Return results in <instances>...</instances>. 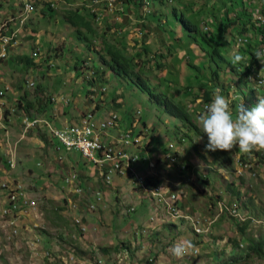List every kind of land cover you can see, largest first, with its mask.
<instances>
[{"label": "rangeland", "instance_id": "obj_1", "mask_svg": "<svg viewBox=\"0 0 264 264\" xmlns=\"http://www.w3.org/2000/svg\"><path fill=\"white\" fill-rule=\"evenodd\" d=\"M23 1L0 0V21L15 15L20 16ZM34 1L36 14H32L24 30H20L21 36L10 48L9 58L0 62V90L9 87L4 96L7 105L4 108L3 120L0 122L5 123L4 119L9 120L8 123L14 121L13 125L10 123L7 127L9 135H15L13 141L16 142L23 136L22 120L26 115L49 120L53 127L62 128L78 123L88 112H95L98 116L117 113L122 118L120 120L122 130L125 131L127 127L132 131L133 138L140 136L143 145L150 144L151 149L164 154L161 150L162 145L169 147L172 153L182 155V159L174 166L166 167L159 164L154 170L160 172L156 181L160 180L168 189L178 193L181 198L180 204L184 206L183 214L187 216L195 211L198 217L215 215L223 197L214 192L228 189V185H232L233 180L221 176L226 173L225 170L211 167L214 158L217 155L216 160L220 159L219 162L223 164L228 174L233 176L237 163L233 158L243 154L236 149L231 152L218 151V154L217 151L206 152L207 136L201 132L198 118L211 103H207L204 99L208 91L211 99L217 93L225 96L234 115L237 105L243 103L245 108L250 109L258 103V96L264 97V86L258 87L257 82V76L264 79V70H262L264 65L260 61L257 65V75L253 76L256 80L248 79V83L240 80V75L230 64V56L234 52L245 57L241 65H236L238 71H242L249 64L247 50L249 45H238L241 35L248 36L252 51L264 50V36L263 40L260 38L258 40L256 31L247 20L250 14H253L254 22L259 16L264 18V0H241L237 4L227 0H172L171 2L132 0L125 9L127 14L125 17L109 15L112 12L105 10L103 6L92 12V9L88 10L91 0L57 1L55 7H51L53 10L47 9L48 4L44 1ZM147 1L151 4L149 8L151 13L144 16L143 6ZM173 8L185 12L188 16H197L195 23L201 31L207 32L212 29L211 24L214 20L221 23L223 14L227 13L230 18H234L237 11L245 9V19L236 25L239 32L245 29V33H237L236 28L235 31L228 30L224 54L227 63L220 60L216 64L212 63L209 56L205 55L197 44L198 42H188L185 30L181 26L176 25L175 28V25H171ZM42 10L46 11L43 13ZM76 11L84 13L88 19L93 15L90 20L95 35H91L84 28L78 31L79 28L72 27L68 23L67 16L70 12ZM259 21L257 25L262 24L264 29V20ZM244 22L247 23L246 27L241 25ZM16 26L13 24L14 28ZM124 29L129 32L128 35L120 34ZM137 30L142 31L143 36L141 33H136ZM105 33L108 39L115 40L118 37L122 43L121 47L126 49L125 53L133 57L135 66L131 76L134 79L140 77L148 80L155 93L163 90L174 104L185 102L190 112L194 114L192 119L198 131L194 127L188 129L181 120L170 118L162 106H158L147 94L139 91L137 83L129 86L113 78L96 54L105 43L103 39ZM85 36L92 41L90 48L87 47ZM145 47L149 48L146 54H144ZM38 50L39 55L34 57ZM20 56L30 58L33 56L35 67H27L26 64L21 63L16 59ZM154 56L156 60L150 61ZM88 61H90L89 67L83 65L87 70L82 69V64ZM190 63L202 70L194 71L192 69L194 66ZM159 64L163 65L161 70ZM95 65L100 68L98 75ZM213 69L219 71L218 79L213 75ZM103 71L106 73L105 79L100 78ZM194 76L199 79L196 78L195 82L193 79L192 89L187 91L189 79ZM28 80L34 81L35 86L28 87ZM102 80L105 82L102 83ZM195 95L198 99L193 103L192 99ZM48 99L51 100L49 105ZM19 101L24 108L27 101L36 104L40 102L43 108L37 106L28 113L18 108ZM44 106H47L46 110ZM44 116L49 119H44ZM1 127L0 124V133L3 132ZM37 131L32 128L21 139L16 147L19 156L16 168L13 170V175L7 179L3 170H9L10 167L6 156L0 154V179H12L18 184L26 185L32 194L30 196L38 202L36 212H26L25 216L17 221L20 228L17 238L7 240L0 228V264H224L238 259L237 264H264V258L245 256L248 249L246 245L251 241L253 243L262 241L264 230L254 226L248 233V228L243 224H236L227 219L229 222L226 221L221 228L217 227L216 233L220 234L222 230L224 235L223 231L226 233L229 231V236L241 240L243 235L237 237L235 232L241 233L240 229H245L244 235L248 241L243 240L245 245L239 250L244 254L245 259L241 261V257L233 252L232 247L217 255L218 249L212 244L205 242L197 246L190 231L183 232L173 227L166 229L165 225L177 221L175 216H169L163 208L155 212L151 198L145 192L135 190L134 185L127 178H121L123 181L117 188L119 191L112 188L108 192L105 191L96 170H90L91 167H88L89 177L86 173H83L85 177L81 175V171H87V159L77 151L67 152L61 148L60 142L47 132ZM39 134L46 135L48 142L42 141ZM12 148L14 143L12 145L10 143L9 147L5 146L8 152H11ZM132 152L137 153L136 150ZM252 154L253 152L244 155L246 159L252 160ZM188 162L192 169L187 167ZM180 163L185 166L182 172L188 171L187 173H179ZM135 168L142 174L150 171L148 162L136 164ZM255 171V178L244 174V181H241L240 177L236 185L231 188L232 191L240 192L239 196L231 193V205L236 207L243 193L246 191L250 194L251 191L254 197L248 198V210L264 218V167H256ZM72 172L80 175L82 179L80 183L85 188L101 190V200L82 201L79 208L70 207L66 199L68 188L65 177ZM261 177L263 180L260 183L258 180ZM113 178L115 182L116 177ZM89 179L93 180L94 184H91ZM256 181L257 184L253 185ZM225 198L228 200L229 195L227 194ZM91 203L95 206L94 210L88 209ZM132 206L135 209L141 207L142 209L137 213H130L128 210ZM80 216L84 225L83 228L77 229L75 223ZM142 230L145 232H141ZM254 231L256 232L253 234ZM157 232L158 240L154 241ZM258 233L261 237H258ZM38 238L41 239L39 245L34 240ZM223 240L227 241V238ZM188 242L191 246L187 247L183 258L178 259L171 254L174 244ZM117 246L126 247L119 252L123 254L126 251L128 255L125 258L115 253L114 248ZM100 247L109 248L110 254L99 251ZM129 247L131 250H127ZM153 248L154 251L151 252ZM47 249H51L50 252L53 254L49 259L43 255ZM194 250L198 253H193ZM73 253L78 256L75 257ZM156 253L160 255L156 257Z\"/></svg>", "mask_w": 264, "mask_h": 264}, {"label": "built area", "instance_id": "obj_2", "mask_svg": "<svg viewBox=\"0 0 264 264\" xmlns=\"http://www.w3.org/2000/svg\"><path fill=\"white\" fill-rule=\"evenodd\" d=\"M92 2V12H96L97 9L95 6L102 2L107 3L110 10L113 11L117 6L118 0H92ZM35 10L36 8L34 3L32 1L25 0L20 16L15 15L14 17L0 21V62L9 58L10 48L15 45V42L20 36V30L23 29ZM13 24H16L17 27L14 28ZM249 43L250 40L248 36H241L238 40V45H248ZM34 55L38 56L39 51H37ZM86 65L89 66L90 61L87 62ZM254 75H257L256 70L249 79L256 80L253 78ZM257 77L258 85L264 86V84L261 83L262 79H260L259 76ZM27 85L28 87H34L35 82L28 80ZM7 90H9V87H5L4 90H0L1 116H3L4 108L7 105L4 98ZM62 101H64V99H62ZM120 120L121 117L115 113L98 116L95 112H88L84 114L81 120H79L76 124L62 128H55L47 120L26 115L22 120L23 136L21 139L24 138V135L30 129L46 125L49 128L50 135L60 142L61 148H64L67 152L77 151L85 159H87V163L99 174L98 177L101 179L105 188L110 189L115 185L113 176L117 178H127L130 183L134 185L136 190L145 192V194L151 198V201L154 204L155 212H159V210L163 208L169 216H175V218L182 217L181 210L178 205L180 200L178 193L172 192L162 183L155 186L151 185L148 181L151 176L156 177L159 175L160 172L154 170L159 164L165 165L166 167L174 166L175 163H177L176 157L172 153L160 154L154 150L151 151L150 144L143 145L140 136L133 138L131 130L126 129L123 131L120 127ZM111 132L115 134L113 141H109L107 139ZM21 139L19 138V140L13 142L14 148H12L9 160L7 161L11 170L16 168L18 162L19 156L17 154L16 147L21 142ZM5 140L9 145L12 142L11 136L8 132H5ZM138 147H142L143 153L145 154V160L148 161L150 171L147 174L139 173L135 168V165L142 159L139 154L132 152V150H137ZM58 149L60 148L58 147ZM234 149L238 150V147ZM252 157V160L246 159L244 154H238V159L233 158V161L237 162L236 167H239L238 169L235 167L233 172L236 178H243L244 174H248L250 177L255 178L256 167H264V152L261 153L253 151ZM182 170H185L184 165H182ZM80 180L79 175L75 172H72L70 175L65 177V184L68 188L66 199L69 202V206L72 208H79L78 206L82 201L92 202L93 199L100 201L102 197L101 190H95L91 187L85 188L80 183ZM92 193L95 195H91ZM246 193L248 192L245 191L243 195L245 196ZM30 195L32 194H30L26 185L18 184L12 179H0V205H3V207H0V228L7 240L11 241L19 236L20 228L17 221L20 220L22 216H25L24 214L26 212L37 211L38 202ZM70 195L75 196V198H72ZM88 209L94 210V204L91 203ZM77 211L79 212V210ZM128 211L130 213L135 212V207H130ZM90 212L92 213L93 211ZM215 217V219L205 221L191 216H187L185 218L190 220L192 226L199 234H209L211 232L212 224L223 217H232L240 224L247 222L251 218L246 211H241L239 203L236 207L220 203L219 212ZM75 224L77 229L83 228L84 223L81 216L79 220H76ZM142 232L144 233L145 231L143 230ZM34 240L37 245L41 244L40 238H38V240ZM226 242L227 241L224 240L221 243L225 244ZM43 255L47 259L53 256L50 251H44ZM118 255L125 258L128 253L125 251L123 254L119 253Z\"/></svg>", "mask_w": 264, "mask_h": 264}, {"label": "trees", "instance_id": "obj_3", "mask_svg": "<svg viewBox=\"0 0 264 264\" xmlns=\"http://www.w3.org/2000/svg\"><path fill=\"white\" fill-rule=\"evenodd\" d=\"M63 1H65V0H63ZM124 1H125V3L128 4V2H131L132 0H124ZM227 1H230V3H232V4H237V3L241 2V0H227ZM47 9H50L49 4L47 6ZM50 10H53V9L51 8ZM45 11L46 10H42L43 13ZM244 11H245V9L237 11V14L234 18H230V16H228L227 13L223 14V18L221 20V23H219L217 20H214L211 24L212 29L209 32H207V31H201L199 26L197 25V23H195L197 16L196 17H195V15L194 16H188L185 12H181V11H178L176 8H173L171 25L172 26L175 25V28H176V25L181 26L185 30V36L188 39V42H190V41H192V43L198 42L197 44H199V46L205 52V55L209 56V59L211 60L212 63L216 64V63H218V60L227 63L226 58L224 56L226 46H227L226 45L227 33H228L229 29L231 31L236 30L237 33H241V34L245 33V29L243 32H239V29L236 26L237 24H239L241 22V20L245 19ZM180 13H181V15H180ZM84 15L85 14L81 13L80 11L70 12L69 15L67 16V21L72 27L79 28L78 31H80V28H84V29H86L87 32H90L91 35H95L96 32H95V30L93 28V24L90 20V17L91 16L93 17V15H90L89 19ZM252 18H253V14H250L247 18V20L251 22V24H249V25H251L252 29L256 31L257 39L259 40V38H260L261 40H263L262 39L264 36L263 26H262V24L260 26L257 25L258 21L255 20V22H254V21H252ZM207 25H209V24H207ZM241 25L246 27L247 23L244 22V23H241ZM79 33H81V32H79ZM241 36H244V35H241ZM19 37H18V39H19ZM84 38H85V41L88 42L87 47L90 48L92 41L88 38V36H85ZM103 39L105 40V43L103 44L102 49L100 51H98L96 54L99 56L100 60L102 61V65H104L105 68L108 70V72L112 74L113 78H117L121 82H125L129 86H132L134 83L135 84L137 83L139 91L141 93L147 94L150 97V99H152L153 102L156 103L158 106H162L164 108L165 113L167 115H169L170 118H174L177 121L181 120L184 124H186L188 129H190L191 127H194L198 131V127L195 126L194 120L192 119L194 114H192L190 112V110L188 109L185 102L184 103L179 102L178 104H174L173 100H170L165 95V92L163 90H161V92H159V93H155L153 90V86L150 85L148 80H145V79L140 78V77H138L137 79H134L131 76V73H133L134 66H135L134 59L132 56H129L125 53L126 49L121 47L122 43L118 39V37L115 38V40L114 39H108L106 37V33H105L103 35ZM239 46H244V45H239ZM250 48H251V44H249V46L247 47L248 54H249V64L242 70L243 72L241 70L238 71L236 69V66H233L232 63L228 62L231 64L232 69L240 75V80L241 81L243 80V83H248V79L252 75V69L254 68V66H256V68L258 70L257 65L259 63V60H257L256 57L253 55V53L255 51H258V50L252 51ZM148 51H149V48L145 47L144 48V54L148 53ZM259 51H261V49ZM33 56L36 57L35 55H33ZM33 56H31V58L29 56H20V57H16V59H18L21 63L26 64L27 67H35V65H36L35 64V58ZM139 56H143V54H139ZM151 60H156L155 56L152 57L150 59V61ZM83 65L86 66V64L85 63L82 64V69L87 70V68H85ZM191 65L194 66L192 68V69H194V71L198 70V72H199L202 70L201 68L195 67L194 64H191ZM159 67H160L159 69L161 70L163 68V65L159 64ZM95 68L97 70L96 73L98 75L100 68L96 65H95ZM101 69H102V67H101ZM212 73L215 76V78L218 79L219 71H216L215 69H213ZM105 75H106L105 71L101 72L100 78L105 79L106 78ZM196 78L199 79V77H197V76H194V77H192V79H189L190 83H188V86H186L187 91H190L192 89L191 81L194 79V82H195ZM103 82H105V81L102 80V83ZM223 91H225V90L223 89ZM205 94H206L204 96L205 101L207 103L211 102L212 99L210 96V92L208 91ZM197 99H198V97L195 95V97H193V99H192V102L193 103L196 102ZM47 102L49 105L51 100L48 99ZM37 106L43 108V105L40 104V102L38 104H36V103L30 102V101H27V104L24 108V105L22 104V102L19 101L18 108H20L24 111H27L28 113H31L30 111L36 109ZM47 106H44L45 110H46ZM6 114L8 115V111H6ZM115 114H117V113H115ZM43 118L49 119V117H46V116H44ZM34 130H36V132H38L37 130H39L40 132L41 131L47 132L50 135L49 128L46 125L37 126L34 128ZM40 137H41L42 141L48 142V138L46 135H40ZM59 145L61 146V144H59ZM154 145L156 146V143H154ZM161 148H162L161 149L162 153H164V154H167V152L172 153V151L169 150L168 147H164L161 145ZM218 151L219 150H217L216 154H218ZM136 152H137V154H139L142 157V159L137 164H141V163L144 164L145 162H148L147 160H145V154L143 153L142 147H138ZM262 152H264V151H261V153ZM172 154H174V156L176 157V161H180L182 159L181 154L176 153V152L172 153ZM214 159H215V163H218V164L221 163V162H219L220 159L216 160L217 155L215 156ZM263 160H264V157H263ZM175 164H177V163H175ZM187 167L192 169L189 162L187 163ZM186 172H188V171H185L184 173H186ZM228 177L229 176H225L224 178H228ZM150 178L151 179H149L148 181L151 183V185H155V186L160 185V183L157 182L154 179V177L151 176ZM241 181H244V178H241ZM154 182H157V183H154ZM231 191H232V189H231ZM232 192L235 195H240V192L238 190H235ZM242 197H244V195H242ZM180 207L184 210V206L182 204L180 205ZM137 212H139V208H136L135 212H133V213H137ZM226 220H227V217L220 218L218 221H216L214 224H212L213 225L212 230L216 229L219 226L222 227V225L226 223ZM232 221L234 222V220H232ZM190 223L191 222L188 219L184 222L179 220L178 224H176V221H175L171 225H165V227H166V229H172V227H173L174 229H178L179 231H183V232L187 231V230L191 231V227L189 226ZM244 226H245V228H249V223H246ZM240 231H241V233L240 232H237V233L244 235L245 229L241 228ZM223 233L225 236L222 234V230H221L218 237L212 236V238H211V244L216 246L218 249L216 251L217 255H219L221 252L226 251V250H225V247H223V246H217L216 242L220 238L222 239V238L227 237L228 241L226 243V247H228V248L232 247L233 252H235V254H238L241 257V261L243 259H245L244 254H242V252L239 250L241 248H243L245 245L243 240L248 241V239H246L245 236H243L241 238V240H238V238L235 239L233 237L229 238L228 232L226 233L225 231H223ZM157 238H158V232L154 235V241L158 240ZM152 244L154 245L153 242H152ZM246 246H248L247 247L248 249L246 250L247 254L245 253L246 254L245 256L247 258L252 257V256L264 258V238L262 239V241H259L258 243H253V241H251V242H249V245H246ZM124 248H126V247L117 246L114 248V251H115V253H119L120 251L125 250ZM50 250L51 249H47L46 252H48ZM127 250H131V248L129 247V248H127ZM99 251L104 252L108 255L110 254V249L106 248V247H100ZM151 251H154V248ZM74 255L76 257L78 256L76 253H74ZM155 255L157 257L160 254L156 253ZM215 255L216 254H214V256ZM238 262H239V259L227 261L224 264H237Z\"/></svg>", "mask_w": 264, "mask_h": 264}, {"label": "clouds", "instance_id": "obj_4", "mask_svg": "<svg viewBox=\"0 0 264 264\" xmlns=\"http://www.w3.org/2000/svg\"><path fill=\"white\" fill-rule=\"evenodd\" d=\"M24 1H23V4H24ZM29 1H32L34 3L35 8H36V2L34 0H29ZM41 1H44L45 3L49 4L50 9H51V7L52 8L55 7V4L57 1H63V0H41ZM168 1L171 2L172 0H168ZM23 4H22V6H23ZM101 6H103L105 8V10L111 11L110 8L108 7L107 3H105V2H102L98 5H96L95 8H98ZM92 7H93V2L91 0L89 5H88V10L92 9ZM127 7H128L127 3H125L121 0H118L116 8L113 11H111L112 13L109 15H119V16L125 17L127 15L125 12V9ZM150 7H151V4H149V1H147L143 6L144 16L151 13V11L149 10ZM116 11H118V13L114 14V12H116ZM36 12H37V8L33 14H36ZM120 19L122 20V18H120ZM256 19H257V21H259V20L263 21L264 20V18L261 16L257 17ZM28 23H29V20L26 22V24H28ZM26 24H25V26H26ZM25 26L23 27V30H24ZM121 33H125V34H123L125 36V35H128L129 32H126L124 29V30L120 31V34ZM136 33H141L143 36V32L140 30H137ZM242 37H244V36H242ZM253 55L256 57L257 60L260 61V63L262 65H264V51H259V50L255 51L253 53ZM230 60H231V63L233 64V66H236V65L240 64L242 61H244L245 57L242 56L241 54H239L238 52H234L230 56ZM86 63L87 62H85V64ZM86 66L89 67L88 65H86ZM255 70L258 71L256 66H254V68L252 69V75H253ZM262 70H264V69H262ZM261 83L264 84V80H262ZM258 87H263V86L259 85ZM198 126L200 127L201 132L207 136V144L205 145V151L206 152H215L217 150L231 152L234 148H237V147H238L239 152L242 154H248V153H251L253 151H256V152L264 151V97L258 96V103L255 106L251 107L250 109L245 108L243 103L237 105L236 109H235V115H234L233 110L230 107L229 100L227 98H225V96L217 93L214 95L211 103L206 106L205 111H203L199 115ZM126 129H128V128L126 127ZM153 150L154 149H151V151H153ZM182 165L183 164L180 163L179 166L181 167V170H180L181 172H179V173H183L182 171H184V170H182ZM162 166H164V165H162ZM211 167L213 169L225 170L226 173L221 174V176H224V177L229 176L228 178L233 180L232 185H228L229 186L228 189H226V190L220 189L219 191L214 192L215 194H221L222 195L223 201L220 203H225L227 205H231V193H232L231 188L236 185V181L238 180V178H236L235 174H233V176L229 175L228 174L229 172L225 169V167L223 166L222 163L218 164V163H215V161H214L213 165ZM235 167H236V163H235ZM209 169H211V168H209ZM204 171H206V170H204ZM79 177H80V175H79ZM157 177L158 176L154 177V179H156ZM80 179H81V177H80ZM207 179L210 181L209 177ZM262 180H263V178H261L258 181H260V183H261ZM255 184H257V181L253 185H255ZM107 190L109 191V188H105V191H107ZM172 192H174V191H172ZM175 193H177V192L175 191ZM227 194L229 195L228 200L225 198ZM232 195H235V194L232 193ZM250 197H254V195L251 193V191H250V194L246 193V195L244 197H241L240 201H239L241 211H246L247 214L251 217L247 222L243 223V225H245L246 223H249L248 233L252 230V228H254V226L260 230H264V218H260L248 210V205H249L248 204V198H250ZM180 201H181V198L179 200L178 205H179V208L181 210L182 217L175 218V220H177L176 224H178L179 220L183 221V222L186 221L187 219L185 217H187V216L195 217L196 219H200L202 221L209 220V219H215L216 218L215 216H217V214L219 212V204L220 203L218 204V209L215 211V215L209 214L208 217L206 215L203 217L202 216L198 217L195 215V211H193L192 214H188L187 216H185L183 214V212H184L183 209L180 207V205H181ZM227 219L228 220H234V222L236 224H240V223H238V221L236 219H233L232 217L231 218L227 217ZM228 220H226V221H228ZM189 226L191 227L190 232L193 235L194 241L196 244H198L197 246H199V244L202 245L205 242L211 244L212 236H216V237L219 236V234L216 233V229L212 230V227H211V232L209 234H199L196 232V230L194 229V227L192 226L191 223L189 224ZM139 229H141V226H139ZM219 231H220V229H219ZM255 232L256 231H254L252 233L254 234ZM148 233L153 234V232H148ZM228 234H229V231H228ZM235 234L237 235V237L242 236V234H238L236 232H235ZM243 236H246V235H243ZM258 237H261V235L259 233H258ZM229 238H232V236H229ZM223 239L224 238L218 239V241L216 242V245L217 246H223V247H225V250H227L228 249V247H226L227 242L225 244L221 243L222 241H224ZM227 241H228V238H227ZM190 246H191L190 242H188L187 244L176 243L171 248V254L174 257L181 259L186 254L187 247H190ZM193 253H198V252H197V250H194ZM151 261H153V260L151 259ZM151 261H149V262H151Z\"/></svg>", "mask_w": 264, "mask_h": 264}, {"label": "crops", "instance_id": "obj_5", "mask_svg": "<svg viewBox=\"0 0 264 264\" xmlns=\"http://www.w3.org/2000/svg\"><path fill=\"white\" fill-rule=\"evenodd\" d=\"M7 118H9V117H7ZM1 119H3V116H1V114H0V120ZM8 120V119H7ZM2 121V120H1ZM4 121H5V123H2V122H0V124H1V128L3 129V132L2 133H0V154L3 156V157H5L6 156V161H8L9 160V156H7V155H10V152H8V150L7 149H5V146H10L7 142H6V140H5V132H8V129H7V127L8 126H10V123L13 125V123H14V121H11L10 123H8L9 122V120L8 121H6L5 119H4ZM16 127H17V125H16ZM15 127V128H16ZM20 127H18V129H19ZM1 135H3V136H1ZM15 135L13 134H11V145L13 144V137H14ZM114 138H115V134L113 133V132H111L110 134H109V136H108V140L109 141H113L114 140ZM4 139V140H3ZM4 141V142H3ZM89 164L87 163V166H86V169H87V171H81L80 173H81V175H84L83 177H85V174H83V173H86L87 174V177H89L88 175V173L90 172V170H93L94 168H92L90 165L88 166ZM7 166H8V164H7ZM88 167H91V169L89 170L88 169ZM94 171H95V169H94ZM13 170H11V169H9V170H3V174H4V176H5V179H7L8 177H11L13 174ZM90 180V179H89ZM91 181V184H94L93 182V180H90ZM121 181H123V180H121V178H117L116 177V180H115V185L112 187V189H117V188H119L120 187V182ZM158 182H160V180L158 181ZM161 183V182H160ZM164 184V183H163ZM118 191H119V189H117ZM51 191V190H50ZM111 192V194H113L112 193V191H110ZM121 192H122V190H121ZM109 194V193H108ZM142 209V207L139 209V211ZM151 252H153V251H151Z\"/></svg>", "mask_w": 264, "mask_h": 264}]
</instances>
